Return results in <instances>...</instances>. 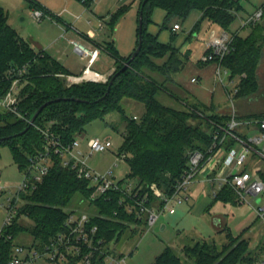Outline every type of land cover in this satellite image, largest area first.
<instances>
[{
  "label": "trees",
  "instance_id": "1",
  "mask_svg": "<svg viewBox=\"0 0 264 264\" xmlns=\"http://www.w3.org/2000/svg\"><path fill=\"white\" fill-rule=\"evenodd\" d=\"M30 7L39 5L30 0ZM83 3L88 6L86 0ZM262 17L264 18V3ZM160 8L165 12L160 28H167L174 20L186 19L192 10L200 15L190 29L197 32L202 22L207 21L221 30H227L237 13L242 9L241 0H147L138 2V12L142 13V45L138 55L129 66L119 72L108 88V80L83 81L67 85V69L53 56L34 48L8 24L7 14L0 6V76L11 68L25 67L26 84L20 91L19 110L24 118L0 111V140L11 150L13 160L20 170L28 163V158L43 147L44 141L36 126H48L64 142L76 138L84 126L92 120L103 119L111 112H118L124 123L122 142L118 152L124 153L128 164L126 178L135 179L142 193L153 200L154 190L172 192L174 181L187 166L188 153L200 150L209 156L208 147L212 143V133L216 125L224 126L229 119L227 113H213V108L189 96L172 76L178 73L188 60L189 52H182L171 41L161 43L157 36L147 31L152 12ZM128 6H121L110 15L108 23L111 34ZM250 24L252 27L254 24ZM232 50L223 57L221 65L229 72V78L237 77L235 97L253 95L258 89L256 68L261 56V42L264 41V27L259 34L253 30L245 36L232 33ZM138 42V29L137 41ZM114 60L118 71L129 56H121L113 40L102 46ZM165 58L158 62V59ZM111 74V75H112ZM172 82L175 91L166 87ZM4 88L9 84L5 81ZM107 91V92H106ZM165 93L180 100L184 108H175L159 100ZM80 98L85 102L63 100ZM60 98L46 105L28 126V121L36 109L48 100ZM124 99L141 103L144 110L140 115L128 116L122 101ZM136 116V118H134ZM259 117H264L259 116ZM27 130L18 135L20 131ZM235 133H239L236 131ZM235 141L227 137L226 149ZM204 159V160H205ZM262 176V175H261ZM109 199H90L88 181L76 176L75 171L63 167L57 159L48 173L34 189L20 194L18 211L12 222L4 226L0 233V264H7L13 247L20 243L15 238L21 233L31 236L27 247L41 248L63 228V221L72 202L87 200L93 208L89 211L90 224L97 226V237L107 246L121 238L129 226H139L143 222L134 213H127L119 205L118 193H110ZM222 202L236 203L234 191L225 185L213 198ZM23 221V223L21 222ZM25 221V222H24ZM137 232L136 227L131 230ZM233 236L226 229L228 243L218 247L214 240H203L194 245H185L182 252L192 261L188 264H254L259 256L247 239ZM22 245V244H20ZM260 249H264V246ZM110 251H108L109 253ZM104 255L95 252L91 264H104ZM67 264H79L76 259ZM152 264H187L170 246H165L154 258Z\"/></svg>",
  "mask_w": 264,
  "mask_h": 264
},
{
  "label": "rangeland",
  "instance_id": "2",
  "mask_svg": "<svg viewBox=\"0 0 264 264\" xmlns=\"http://www.w3.org/2000/svg\"><path fill=\"white\" fill-rule=\"evenodd\" d=\"M86 1L88 6H85L80 0H34L33 2H36L45 12L40 22L34 20L30 15V0H0V6L7 14L8 24L35 51H38L41 46L42 48L45 47V44L50 43V41H56L57 39L60 40V43L68 45L71 34L78 35L77 32L79 31L98 42L100 44L99 49L102 48L104 41L113 40L114 45L120 52L130 55L135 49L137 41L139 0H91L90 4L89 0ZM263 3L264 0H241L242 9L230 23L228 32L236 33L240 28V18H245L252 14ZM121 6H128V12L119 21L114 33L111 34L108 25L110 15ZM173 22L182 23V20L174 19L169 24ZM211 27H214L212 28L215 29L214 32L220 30L215 25ZM262 27H264V18L260 19L259 23L254 24L252 27L247 26L241 29L239 35L245 36L250 30H253V33L257 35L261 32ZM209 29H207V24L202 22L198 38L190 36L185 40L186 34L178 32L181 35L182 42L185 44L184 48H189L190 52L183 68L172 76L173 80L206 106H222L221 108H223L225 104L230 106L232 101L237 113L236 102H240L244 104L246 111L251 113L247 114L246 118L263 116L264 41L261 42V56L256 68L257 91L251 96L235 98L234 86L237 83V77L230 79L229 73L221 70L222 81L220 82L216 78L217 61H203V40L205 42L208 40L211 32ZM78 39L71 41H76L86 47ZM175 39H177V36H174L172 42ZM169 41H171V38ZM66 51L72 64L76 63L77 56L74 51V45L71 44L70 46L69 44ZM109 57L106 51L100 49V57L91 66V69H98L100 65L109 64ZM164 59H158V62H162ZM86 64L87 58L83 62L77 63V66H86ZM99 70L101 71V69ZM74 72L78 76L82 74L81 71ZM191 77H197L199 81L192 83L190 82ZM83 81L80 80L73 83ZM65 82H68L66 76ZM166 83V87L176 94L173 83L169 81ZM159 100L175 108L185 107L180 100L165 93L159 94ZM122 103L128 116L140 115L144 110V106L136 101L124 99ZM216 111L217 108L213 109V113H217ZM123 127L124 123L118 112L108 113L103 119H95L87 123L83 130L76 135V139L80 141L79 147L83 151V155H78V158L96 172L107 173L111 171L116 180H127L128 164L123 159L118 160L116 156L118 147L122 142ZM245 127L247 126H242V130H245ZM95 137L109 138L112 147L107 151L89 155L87 143L91 138ZM250 165L251 167H248L249 170L255 166L264 173L263 157H256ZM22 179L23 174L13 160L9 146L1 144L0 229L6 215L5 200ZM128 182L136 185L135 179L128 178ZM211 189L212 186L208 183L189 184L187 192L191 196L187 201L173 202L175 209L173 214H161L151 229H148L144 219L139 226H129V230L119 240L110 242L108 248L117 252L115 254L124 256L125 261L121 264H152L154 258L162 249L165 246H170L188 264L192 263V261L184 256L182 252L183 246H191L203 240H214L216 245L221 247L223 244L228 243L226 229H229L233 236L242 234V238L247 239L249 245L256 249L259 258L264 256V249H260L264 246V212L260 215L255 211V208L264 203V192L257 197L252 198L249 196L248 200L251 201V205H249L247 203L235 204L231 202L224 203L220 200L214 201ZM153 197L154 199L150 200V202L157 205L158 200L155 192ZM257 199H260V201H257ZM20 202L22 201L19 200ZM69 208L83 210L88 213L93 210L87 200L77 201V199L72 202ZM21 222L23 223V221ZM161 225H164L165 228L161 229ZM132 227H136L137 232H135V229L131 230ZM15 240L24 246L29 245L32 241L31 236L26 233L19 234Z\"/></svg>",
  "mask_w": 264,
  "mask_h": 264
},
{
  "label": "built area",
  "instance_id": "3",
  "mask_svg": "<svg viewBox=\"0 0 264 264\" xmlns=\"http://www.w3.org/2000/svg\"><path fill=\"white\" fill-rule=\"evenodd\" d=\"M122 1V0H120ZM31 17L40 22L45 15L43 9L33 7ZM262 17V7L257 8L252 14L240 20V28L260 21ZM179 24L175 23L173 29H179ZM233 34L227 30L212 32L205 42V53L203 61H217L218 68L216 78L221 82V70L229 73L221 65V60L231 50V41ZM75 49L87 58V64L82 74L78 77L69 76L67 85L80 80L105 82L108 76L91 69V65L97 60L100 49L86 48L76 41H72ZM25 67L11 68L5 74L0 76V111H7L19 118L24 115L19 110L20 91L26 84ZM90 74V76H87ZM9 84L4 88V82ZM191 81H196L195 77ZM236 88L234 86V95ZM229 94V93H228ZM230 98V95H229ZM229 119L224 126L216 125V130L212 133V143L208 147L209 156L205 159V154L200 150H193L188 153L187 166L184 168L180 177L177 178L172 186V192L165 193L161 190H155L158 204L150 202L147 193L141 192V187L133 185L127 180H116L111 171L99 173L85 165L84 161L78 158L83 155L80 141L76 138L70 142H64L48 126H36L43 137V147L33 153L28 158L27 165L21 170L23 179L19 182L10 195L6 198L5 218L0 229L12 222L16 216L19 206L20 194L29 189H34L48 173L55 159L63 167H69L75 171L78 178L88 181L90 188V199L104 197L109 199L110 193L120 195L118 203L127 213H134L136 217L151 229L163 213L173 214L175 212L174 203L187 201L188 186L193 183L201 173L203 166L207 165L208 160L222 151V157L217 161L220 164V170L213 177L217 179V184L212 191V196L225 186H229L235 193L238 203H247L251 205L248 197H257L264 192V178L255 177L245 168V164L251 155L256 153L264 158V145L262 149L258 146L264 142V117H249L240 119L237 116L236 109L231 101L229 106ZM136 118V116H134ZM240 126H256V133H235ZM227 137L234 139L237 146H231L228 149L224 146ZM89 155L97 152H104L112 147L109 138H91L88 143ZM118 160H124L125 154L117 152ZM205 159V160H204ZM216 162V163H217ZM215 165L205 174V179L209 178ZM260 201V199H259ZM255 208V211L262 215L264 212V203ZM97 226L90 224V214L83 210L72 209L69 211L63 221V228L52 236L43 247H27L24 245H15L13 247L7 264H67L76 259L79 264H91L95 252L104 255V264H121L125 258L120 254H115L113 250L105 246L103 239L97 237ZM108 251H110L108 253ZM119 255V256H116ZM254 264H264V256L259 258Z\"/></svg>",
  "mask_w": 264,
  "mask_h": 264
},
{
  "label": "crops",
  "instance_id": "4",
  "mask_svg": "<svg viewBox=\"0 0 264 264\" xmlns=\"http://www.w3.org/2000/svg\"><path fill=\"white\" fill-rule=\"evenodd\" d=\"M32 1H34V0H32ZM80 1L82 2V0H80ZM90 2H91V0H89V4H90ZM199 15H200L199 11L192 10L182 23H178L179 26H180L179 29H173V25L175 23H177V22H173V23L169 24L167 28H160V26H161V24L163 23V20H164L165 12L162 9H160V8H155L153 10V12H152L151 23L148 24V26H147V31L150 32L151 34L156 35L158 41L161 42V43H168L167 41L170 40L171 34L174 33L175 37L177 36V39H175L172 42L173 46L176 47V48H179L182 52H190L189 48H184L185 44L182 42V38L180 37L181 35L178 34V32H183L184 35L186 34V36L184 37V40L188 39L190 36L198 38V35L200 33V27H199V30L197 32H193V33H190V29L192 28L193 24L198 19ZM240 20H241V18H240ZM203 23L207 24V29L210 28L209 29V30H211L210 34L215 30V29H212L214 27H211V26H214V25H211L209 22L204 21ZM241 29H243V28H239V30L236 31V33L240 34V30ZM217 30H219V29H217ZM77 34L78 35L71 34L70 40H69L70 43L68 42L70 44V46L72 44L71 40H73V39L77 40L78 38L80 39V40L78 39V41L83 43L88 48H95V47H99L100 46V44L98 42H96L93 39H91L87 34L79 32V31L77 32ZM203 41H204L203 42V49H204V53H205V40H203ZM104 42H106V41H104ZM69 44L66 45L64 43H60V40L57 39L56 41L53 40L52 42L50 41V43L45 44L46 48L45 47L42 48V46L40 45L41 47L39 48V50H43L46 53H48L51 56H53L54 58H56L67 69L69 75L78 76V74H74V73H76L74 71H81L82 72L85 66H83V65L81 66L80 65L78 67L77 63H80V61L83 62V60H85L86 57L83 54H81L79 51H77L75 49V47H74V51L76 52L75 54L77 56V61H76V63L72 64V62L69 59V56L67 55V51H66L67 46H69ZM90 46H92V47H90ZM100 49H103V48H100ZM118 52H119V54L121 56H124V57L129 55V54H126V53H122L119 50H118ZM108 56H110V55L108 54ZM99 57H100V52H99V55L97 57V60L92 65H94L98 61ZM109 58H110L109 59L110 60L109 64L100 65V67L98 69H94V71L100 73L101 75H105V76L110 75L115 70V64H114L113 58L111 56ZM99 69H101V71ZM87 75L89 76V74H87ZM191 78H190V82H192V83H196V82L199 81V79L197 77H195L196 81H191ZM227 93H229V92L227 91ZM188 94H189L190 97L194 98L190 93H188ZM209 107H211L213 109L217 108L216 112L217 113H221V114H224V113L228 114V111H229L228 104H225V106L223 108H221L222 106H213V105H210ZM236 108H237V113H238L237 116L240 119H244V118H246L247 114H251L248 111H246V109L244 108V104L243 103L236 102ZM241 127L242 126L237 128V131L240 134H245L247 132L248 133H256L258 131L256 126H247V127H245V130H242L243 128H241ZM263 145H264V142H263L262 145L258 146V148L262 149ZM233 146H237V144H234ZM219 157H222V151H218L215 156H213L210 160H208L207 165L203 166V169H202L201 173L198 175L197 179L193 183H197V184L208 183V184H210L212 186V189H211V192H212L213 189L215 188L216 184H217V179H214L215 177H213V176L215 175L216 172L218 173V171L220 170V167H219L220 163L217 162L220 159ZM256 157H260V155H258L256 153L255 154L251 153V155L249 156V158H248V160H247V162L245 164V168L248 171H250L253 176L264 178V173L260 169H258L257 167L254 166L250 170L248 168V167H251L250 164L252 163V161H254V159H256ZM214 165H215V167L213 168L211 174L209 175L210 177L208 179L207 178L205 179V177H204L205 174ZM188 196L189 197L191 196L190 193H188ZM212 198H214V197L212 196ZM236 203H238L237 199H236ZM239 204H241V203H239ZM163 227L165 228L164 225H163Z\"/></svg>",
  "mask_w": 264,
  "mask_h": 264
},
{
  "label": "water",
  "instance_id": "5",
  "mask_svg": "<svg viewBox=\"0 0 264 264\" xmlns=\"http://www.w3.org/2000/svg\"><path fill=\"white\" fill-rule=\"evenodd\" d=\"M147 0H142V4H144ZM137 29H138V42H137V45L135 47V49L133 50V52L130 54L129 58L124 62V64L122 65V67L118 70V71H115V73H111L109 76V80H108V88L110 86V84L113 82L114 78L116 77V75L119 73V72H122L125 68H127L130 64V62L138 55V53L140 52V49H141V45H142V13L141 11L138 12V25H137ZM108 76V77H109ZM106 80V81H107ZM107 92V91H106ZM63 100H73V101H77V102H85L84 100L80 99V98H74V97H71V98H68V97H65V98H62ZM60 98H56L54 100H48L44 103H42L37 109L36 111L33 113V115L30 117L29 121H28V126L32 125L36 119V117L38 116V114L40 113V111L46 106L48 105L49 103H51L52 101H59ZM27 130V127L25 129H23L22 131H20L18 133V135H21L22 133H24L25 131ZM10 136H6V137H3V138H0V140H3V139H9ZM257 201H259V199H257ZM163 225L161 226V229H163Z\"/></svg>",
  "mask_w": 264,
  "mask_h": 264
},
{
  "label": "bare ground",
  "instance_id": "6",
  "mask_svg": "<svg viewBox=\"0 0 264 264\" xmlns=\"http://www.w3.org/2000/svg\"><path fill=\"white\" fill-rule=\"evenodd\" d=\"M88 76V75H87ZM89 76H90V74H89ZM90 77H92V76H90Z\"/></svg>",
  "mask_w": 264,
  "mask_h": 264
}]
</instances>
